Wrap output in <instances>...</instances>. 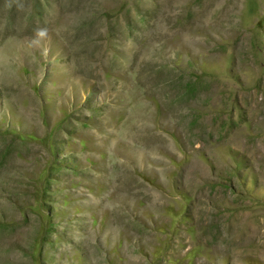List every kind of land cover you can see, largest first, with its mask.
Wrapping results in <instances>:
<instances>
[{
	"label": "rangeland",
	"instance_id": "1",
	"mask_svg": "<svg viewBox=\"0 0 264 264\" xmlns=\"http://www.w3.org/2000/svg\"><path fill=\"white\" fill-rule=\"evenodd\" d=\"M0 264H264V0H0Z\"/></svg>",
	"mask_w": 264,
	"mask_h": 264
}]
</instances>
